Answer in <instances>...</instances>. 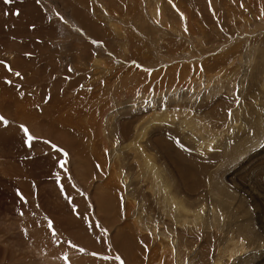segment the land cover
Here are the masks:
<instances>
[{
    "label": "rangeland",
    "instance_id": "374dc122",
    "mask_svg": "<svg viewBox=\"0 0 264 264\" xmlns=\"http://www.w3.org/2000/svg\"><path fill=\"white\" fill-rule=\"evenodd\" d=\"M74 1L0 0V28L7 31L0 33V115L8 121H0V264H178L176 255L169 258L181 243L188 247L179 253L182 264H264V0L229 6L223 0H162L159 11L165 4L193 12L189 33L195 37L165 30L163 43L136 32L137 21H153L152 9H142L140 0H87L86 17ZM217 6L227 14L224 24H216ZM198 7L209 8L201 11L215 22L201 21ZM105 14L117 17L128 31L124 38L107 26H99L101 33L92 27V19ZM140 90L150 92L131 101V111L161 113L143 134L149 153L141 146L139 154L153 157L172 194L197 215H189L199 221L190 232L164 217L135 154L127 148L119 153L117 145L131 142L128 135L118 129L106 136L112 146H103L98 117L104 106ZM128 111L110 114L107 132L121 128ZM198 123L209 132L193 131ZM21 125L36 137L31 147ZM136 204L151 216L142 232L135 229ZM130 228L137 263L112 248ZM155 228L163 230L156 232L160 237H172L175 252L168 258L160 249L163 239L150 234Z\"/></svg>",
    "mask_w": 264,
    "mask_h": 264
},
{
    "label": "bare ground",
    "instance_id": "6f19581e",
    "mask_svg": "<svg viewBox=\"0 0 264 264\" xmlns=\"http://www.w3.org/2000/svg\"><path fill=\"white\" fill-rule=\"evenodd\" d=\"M72 1V0H71ZM79 2H80V5H81V9L79 8V12H78V14H81L82 13V16L81 17H83V16H85V15H88V11L86 12V11H84L85 9H89V3H88V1L87 0H78ZM101 1V0H100ZM108 1V0H107ZM161 1L162 0H156V2L155 1H153L152 3H151V1H147V0H140V5H141V7H142V9L143 8H145L146 9V5L149 7V8H151L152 9V11L150 12V14H151V16H152V22H150L149 21V19L146 17H144L143 18V22H140V21H137L138 23H139V26H137L138 24H136L135 26L138 28V31L136 30V32H138L139 34H140V36H142L143 38H144V40L146 39L147 40V37L148 38H150L152 41H153V43L155 42V40L156 39H159V43L160 42H162L163 41V39L166 37V36H169L168 34H165V32L166 33H172V35H174V36H181V35H183V36H187V37H189V39L188 40H194L195 41V37L194 36H192L190 33H189V29H190V23H192V20H194L193 19V17H191V16H193V12L192 11H182V10H180L179 8H171V7H169L168 5H165V4H162V7H161V10L159 11L158 9V6H159V4L161 3ZM165 1V0H164ZM221 1V0H220ZM73 2H75L74 0H73ZM195 2H196V0H195ZM194 2V3H195ZM198 2V1H197ZM215 2H216V0H215ZM226 2H230L231 3V5H236V0H223L222 1V3H225V4H228V3H226ZM153 3H156V5H157V7L155 8V7H151V5L153 4ZM233 3V4H232ZM238 3H239V1H238ZM237 3V4H238ZM193 4V3H192ZM219 4H220V2H219ZM219 4H218V6H219ZM244 4V3H243ZM255 4V3H254ZM154 5V4H153ZM199 5V4H198ZM204 5V4H203ZM230 4H228L227 6H229ZM264 5V4H263ZM195 6H197V5H195ZM202 6V5H201ZM217 6V7H218ZM224 6H226V5H224ZM223 7V6H222ZM221 7V8H222ZM27 8V7H26ZM93 8V7H92ZM95 8V7H94ZM115 8V7H114ZM114 8H112V9H114ZM135 8H136V6H135ZM199 8V7H198ZM231 8H232V6H231ZM264 8V7H263ZM141 9V10H142ZM216 9V8H215ZM223 9V8H222ZM82 10L85 12V13H83L82 12ZM199 12L197 13V17L201 20V21H208V20H211L213 23L215 22V20H213V19H211L210 17H209V15H207L206 16V13L205 14H203V12L202 11H204V10H209V8H199ZM202 10V11H201ZM228 10V9H227ZM232 10H234V8H232ZM32 11V10H31ZM81 11V12H80ZM146 11V10H145ZM149 11V10H148ZM221 9L219 10V7H218V11H217V15H216V24L217 23H223V13L224 12H222L221 13ZM223 11H224V9H223ZM264 11V10H263ZM160 12V13H159ZM240 12V11H239ZM75 13H77V10L75 11ZM93 13V12H92ZM201 13V14H200ZM236 13V12H235ZM238 13V12H237ZM241 13H243V12H241ZM95 14V13H94ZM149 14V13H148ZM182 14H183V16H182ZM224 14H226V12L224 13ZM239 14V13H238ZM98 15V14H97ZM106 16L105 17H103L102 15H100V16H98V19H96V21H94L93 19H92V21L91 22H93V23H95L94 25L91 23V25H93L92 27L94 28L96 25H97V27H98V32L100 31V33H101V28L104 30V26H107L108 27V29L109 28H111V29H113L114 30V32L115 33H118V34H120V35H122V37H123V35L125 36L126 35V32H128L125 28H124V26L120 23V22H115L114 20H117V17L116 18H113V17H111V16H108L107 14H105ZM139 15H140V13H139ZM142 15V14H141ZM144 15V14H143ZM168 15V16H167ZM210 15H211V13H210ZM227 15V14H226ZM230 15V14H229ZM240 15H242V14H240ZM243 15H244V13H243ZM108 16V17H107ZM145 16V15H144ZM232 16V15H231ZM12 17V16H11ZM86 17V16H85ZM115 17V16H114ZM212 17V16H211ZM239 18H240V16H238ZM120 18V17H119ZM140 18V17H139ZM138 18V19H139ZM149 18H150V16H149ZM231 18V17H230ZM234 18V17H233ZM235 18H237V17H235ZM255 19H256V16L254 17ZM4 19H6V18H3V20ZM84 19H86V20H88L87 18H84ZM101 19L103 20V21H101ZM151 19V18H150ZM245 19V18H244ZM242 20H243V17H242ZM2 21V20H1ZM120 21V20H119ZM245 21H247V20H245ZM123 22H124V20H123ZM177 22L178 23H180L181 24V26H178L177 25ZM224 22H225V20H224ZM236 23H237V21H235ZM12 23V29H14L15 28V23L14 22H11ZM87 23H90L89 21H87ZM128 23V22H127ZM226 23V22H225ZM244 23V22H243ZM84 24V23H83ZM118 24H120V26L121 27H118ZM224 24V23H223ZM14 25V26H13ZM154 26V27H152V26ZM101 28H100V27ZM160 27V28H156V27ZM223 26H225V25H223ZM242 26V25H241ZM35 27V26H34ZM126 27V26H125ZM229 27V26H228ZM231 28V27H230ZM162 29H164V30H162ZM229 29V28H228ZM232 29V28H231ZM241 29V28H240ZM166 30V31H165ZM174 30V31H173ZM192 30V29H191ZM255 30V29H254ZM163 31H165V32H163ZM192 31H194V30H192ZM4 32H7V31H5V28H3V27H1L0 28V33L4 36ZM14 32V31H13ZM104 32V31H103ZM103 32H102V34H103ZM260 32V31H259ZM99 33V34H100ZM137 33V34H138ZM192 33V32H191ZM195 33V32H194ZM98 34V35H99ZM107 34V33H106ZM251 34H252V32L250 33V36H251ZM6 35V34H5ZM108 36V35H107ZM152 36V37H151ZM251 37H253V35L251 36ZM124 38V37H123ZM126 38V37H125ZM241 38V37H240ZM254 39V38H253ZM258 39V38H257ZM103 40V39H102ZM110 40V39H109ZM184 40V39H183ZM188 40H187V42L186 43H188ZM252 40V39H251ZM261 41H262V39H260ZM259 40V41H260ZM105 41V40H104ZM197 41V40H196ZM246 41H248V39L246 40ZM253 41V40H252ZM255 41V40H254ZM147 42V41H146ZM163 43V42H162ZM197 43V42H196ZM264 43V42H263ZM198 47H200V45H199V43H197L196 44ZM14 46V45H13ZM250 46V45H249ZM252 46V45H251ZM126 47V46H125ZM124 47V48H125ZM261 47V46H260ZM44 48V47H43ZM87 48V47H86ZM88 48H89V46H88ZM195 48V47H194ZM193 48V49H194ZM236 48V47H235ZM252 48V47H251ZM264 48V47H263ZM40 49V48H39ZM241 48H238V50L237 51H239ZM45 51V50H44ZM189 51V50H188ZM192 51V50H191ZM16 52V51H15ZM185 53V52H184ZM196 53V52H195ZM194 53V54H195ZM46 54V53H45ZM194 54H193V56H191L192 57V59H195L194 57ZM259 54H260V52H259ZM224 55V54H223ZM50 57V56H49ZM182 57V56H181ZM184 57H187L186 55H183V58ZM146 59H148V58H146ZM12 60V59H11ZM23 60V59H22ZM225 60V59H224ZM79 62V61H78ZM218 63H219V61H218ZM20 65V64H19ZM22 65V64H21ZM231 65V64H230ZM97 66V65H96ZM182 67V66H181ZM14 68V67H13ZM216 68H218V67H216ZM211 74V73H210ZM212 75V74H211ZM209 76V75H208ZM207 76V77H208ZM214 75H212V77H213ZM215 78V77H214ZM213 78V79H214ZM165 81V80H164ZM163 81V82H164ZM220 81V80H219ZM160 82H162V81H160ZM221 83H222V81H220ZM159 85H160V83H159ZM158 85V86H159ZM158 86H155L153 89H150V90H155V88L156 87H158ZM192 88V87H191ZM194 89V88H193ZM192 89V90H193ZM150 90L148 91V92H150ZM158 90H160V89H158ZM164 90V89H163ZM161 91V90H160ZM160 91H156V95H154V97L157 99H160L161 98V96H162V94H161V92ZM189 91V90H188ZM142 92H145L144 90H140L137 94H133V93H130V92H128L127 94H123V95H121V96H117V97H115L114 98V100L111 102V104H107V105H105L104 106V114L103 115H99V120H98V122H99V132H100V136H102V137H105V142H103V146L106 148L105 150H107V149H109V147H111L112 146V141L110 142L109 141V139L107 138V137H109L110 136V134L111 133H113V132H116L118 129H119V131L120 130H122V132H123V134L125 135V137H126V135H128L130 138V140H131V142L129 143V145L128 144H124L123 143V145L124 146H122L121 144H119V145H117V148H120L121 149V151H119V153H124V151L123 150H125L126 151V148L129 150H127L126 152H132L133 154H135V156H133V159H135L137 162L136 163H138V165H139V167L140 168H142L144 171H145V174H146V176H148V178H147V180H146V187H147V191H149L150 192V194H151V198L153 197V195H155L156 196V198H157V200H158V206L160 207V209H161V212L163 213V215H164V217H167L168 218V216L172 219V220H175L176 222H175V224H177L176 226L181 230V228H183L186 232H190L191 231V228H190V226L192 225L193 226V224L195 223V224H197L199 221H192L191 220V218H190V216L189 215H192V214H194V215H196L195 213H193L192 211H191V209H189V207H188V203H184L183 204V200H181V199H179V198H177L176 197V195L175 194H172V192L170 191V189H169V187H168V184H167V182H166V178L165 179H163V177L162 176H164V175H162L161 173H160V171H159V169H158V167H156L155 166V163H154V160H152L153 159V157H151V155L150 154H147V155H145V156H142L141 155V153L139 154V150H140V147L142 148V149H145L147 152L148 151H150V150H147L146 148V144L145 143H143V145H142V140H144L145 138H143L144 136H143V134H144V131H145V129H147L148 127H152L153 126V124H155V122H157L158 120H160V119H154V118H152L153 116H158L160 113H161V111L159 112H156V113H154V115H152L153 113H150V114H148V115H146L147 114V112L145 113L144 111L142 112V110H140L139 109V111L141 112L140 113V115H138V113H136L138 116H134V115H136L135 114V112H132L131 111V104H130V102L131 101H133V100H136V99H141L142 98V96H144L145 94H147L148 92H146V93H144L143 95H138L139 93H142ZM190 92V91H189ZM192 92V91H191ZM190 92V93H191ZM160 94V96H159V94ZM190 93H188V94H190ZM158 94V95H157ZM192 95H194L193 94V92H192ZM196 95V94H195ZM166 97H168V96H166ZM195 98H196V96H195ZM27 101V100H26ZM166 101V100H165ZM168 101V100H167ZM21 102H22V100H21ZM153 103H158L159 101H156V100H154V101H152ZM168 102H171V101H168ZM137 103H138V100H137ZM166 103V102H165ZM134 104H136V102L134 103ZM139 104V103H138ZM52 105V104H51ZM50 105V106H51ZM53 105H55V104H53ZM140 105V104H139ZM146 105H148V104H146ZM149 105H150V103H149ZM176 106H174V108H175ZM191 107V106H190ZM156 108V107H155ZM160 108H161V106H160ZM162 108H164V107H162ZM125 109H128V110H130V112L128 111V117H129V119L126 121V122H124V123H122V125H121V128H119V124L118 125H114V126H112L113 128H112V130L110 131V132H107V128H108V125L109 124H107L106 125V123H105V120L107 119V117L108 116H110V114H116V113H122V112H125ZM149 109V108H148ZM190 109V108H189ZM147 110V109H146ZM150 110V109H149ZM166 110V109H165ZM191 110V109H190ZM22 111H24L23 109H22ZM65 111V110H64ZM154 111H157L156 109H154ZM167 111V110H166ZM192 111H194V110H192ZM149 112H151V111H149ZM169 112H170V110H169ZM175 112V111H174ZM185 112V111H184ZM234 112V111H233ZM19 114V113H18ZM45 114V113H44ZM168 114H171V112L170 113H168ZM172 114H174L173 112H172ZM235 114V113H234ZM240 114V113H239ZM117 115V114H116ZM152 115V116H151ZM216 115V118L218 117V115H217V113L215 114ZM20 116V115H19ZM44 116V115H43ZM84 117V116H83ZM194 117V116H193ZM119 118H121V117H119ZM123 118H124V116H123ZM152 118V119H151ZM207 118V117H206ZM19 119V118H18ZM189 119H191V118H189ZM191 120H193V119H191ZM196 120V119H195ZM59 121V120H58ZM118 121V120H117ZM166 121V120H165ZM197 121V120H196ZM198 121H199V118H198ZM197 121V122H198ZM234 121V120H233ZM67 123H69V122H67ZM169 123L170 124H175V122H173L172 120H169ZM200 123H203L202 122V120L200 121ZM231 123V122H230ZM31 124H33V123H31ZM187 124L189 125V124H192L191 122L189 123V121L187 120ZM206 124V123H205ZM53 125V124H52ZM63 125V124H62ZM142 125H148V126H142ZM212 125H213V122H212ZM211 125V126H212ZM32 126H34V125H32ZM40 126V125H39ZM39 126H38V128H39ZM54 126H55V124H54ZM64 126H66V125H64ZM124 126H126V127H124ZM31 127V126H30ZM60 127V126H59ZM63 127V126H62ZM7 128V127H6ZM40 128H43V127H40ZM52 128V127H51ZM63 128H65V127H63ZM62 128V129H63ZM192 128V130L193 131H196V132H205V131H207V132H209V129L207 128V127H205V126H203L202 124L201 125H199V123L197 124V126H196V128H194V126H192L191 127ZM191 128H189V129H191ZM194 128V129H193ZM211 128V127H210ZM228 128V127H227ZM92 129V128H91ZM10 130V129H9ZM33 130V129H32ZM39 131L41 130V129H38ZM44 130V131H43ZM109 130V129H108ZM132 130V131H131ZM42 131L43 132H47V130H46V128H43L42 129ZM41 131V132H42ZM211 131V130H210ZM33 132H34V130H33ZM66 132V131H65ZM126 132H128V134H126ZM51 133V132H50ZM56 133V132H55ZM106 133H107V135H106ZM120 133V132H119ZM35 134V133H34ZM52 134V133H51ZM63 134H67V133H63ZM132 134H133V136H134V138L136 139H134L133 137H132ZM38 136H40L41 135V133L39 132V134H37ZM60 135V134H59ZM116 135V134H115ZM137 135V137H135ZM169 134H167V136H168ZM48 136H50L49 134H48ZM55 136H57V135H55ZM107 136V137H106ZM164 136V135H163ZM166 136V137H167ZM102 137H101V139H102ZM146 137V136H145ZM169 137V136H168ZM167 137V138H168ZM52 139H53V137H51ZM162 138V137H161ZM58 139L59 138H57V141H58ZM104 139V138H103ZM108 139V140H107ZM162 139H164V138H162ZM55 140H56V138H55ZM63 140V139H62ZM62 140H59L60 142H62ZM135 140V142H133ZM161 140V139H160ZM165 140V139H164ZM165 142V146L168 148V146H169V148L171 147V145H170V143H168V142H166V140L164 141ZM13 143V142H12ZM11 143V144H12ZM64 145H67V143L64 141V142H62ZM114 144V143H113ZM117 143H115V145H116ZM66 147V146H65ZM134 147V148H133ZM115 148V147H114ZM234 149V148H233ZM140 151H142V150H140ZM144 152V151H143ZM149 153V152H148ZM145 154H146V152H145ZM179 154V153H178ZM241 155H243V154H241ZM117 156V155H116ZM146 156H148L147 158H144V157H146ZM124 156H122V158H123ZM116 158V157H115ZM126 158H127V155H126ZM125 158V159H126ZM181 158V157H180ZM180 158H178V159H180ZM117 159V158H116ZM146 159V160H145ZM118 160V159H117ZM124 161V160H123ZM134 161V160H133ZM174 161V160H173ZM150 162V163H149ZM176 162L174 161V164H175ZM147 164H150L151 165V169H150V166L149 165H147ZM189 165V164H188ZM190 165L192 166V164L190 163ZM154 167V168H153ZM118 168V167H117ZM190 168V167H189ZM194 168H195V166H194ZM191 169H192V167H191ZM126 178V177H125ZM126 180V179H125ZM122 183V182H121ZM145 183V182H144ZM171 184V183H170ZM149 194V193H148ZM188 201V200H187ZM140 203V201L137 203V204H139ZM136 204V208H137V212H136V215H135V217H134V220H135V229H137L138 231H143L144 229H143V227L145 228V226L146 225H148L147 223H148V221H149V218L151 217V216H147V217H145V213H144V208H143V206H138ZM110 207V206H109ZM104 209V208H103ZM199 214V213H198ZM168 215V216H167ZM177 216H180V217H177ZM197 216V215H196ZM195 217V216H194ZM168 220V219H167ZM169 222V221H168ZM174 222V221H173ZM194 222V223H193ZM164 223V222H163ZM171 225V224H170ZM201 226V225H200ZM155 227V226H154ZM167 227V226H166ZM146 228H148V226H146ZM168 228V227H167ZM167 228H164V229H166L167 230ZM172 228V227H171ZM170 229V228H169ZM168 229V230H169ZM182 229V230H183ZM148 229H146V231H147ZM152 230V229H151ZM175 230V229H174ZM131 228H130V230H128V232H127V234H125V233H123L122 231L120 232V234H118L117 236H116V239L114 240V243H113V246H112V248L114 249V250H118V252H121V253H119V254H123V255H125L126 257L125 258H127L129 261H133V262H139V259H137L138 258V256L137 255H135V247H136V249H137V244L135 243V238H133L134 236H132L131 235ZM134 231V230H133ZM136 231V230H135ZM149 232H150V230H148ZM158 231V230H157ZM156 231V228H155V230L153 231V233H151L150 232V234H152L151 236L152 237H154L155 239L158 237V233L160 232V231H158V233H156L157 232ZM163 231V230H162ZM162 231L160 232V233H162ZM172 231V230H171ZM172 232H174V231H172ZM135 233V232H134ZM166 232H164L163 234H165ZM178 234V233H177ZM176 234V235H177ZM243 234V233H242ZM166 235V234H165ZM175 234H174V236H176ZM164 236V235H163ZM163 236H161L160 237V235H159V238H160V240L161 239H163L162 240V242H161V247H160V249H162L163 251H164V253L166 254V258H168V257H170V253H171V251L172 252H175V251H173V250H175V248H174V246H172V245H175V244H172L171 242H170V240H168V238H169V236H167V238H164ZM171 236H173V234L171 235ZM170 236V237H171ZM173 236V237H174ZM166 237V236H165ZM153 238V239H154ZM172 238V237H171ZM171 238H169V239H171ZM175 238H177V237H175ZM243 239V238H242ZM172 240V239H171ZM176 240H178L177 241V243L178 242H181L182 241V236H180V234H178V238L176 239ZM152 241H154V240H152ZM157 241V240H156ZM184 241V240H183ZM182 241V242H183ZM95 242V241H94ZM173 242L175 243L176 241H174L173 240ZM157 243V242H156ZM177 243H176V245H177ZM185 243V242H184ZM178 244H180V243H178ZM188 245V244H187ZM155 246V245H154ZM178 246V245H177ZM182 243H181V245H179L178 246V253L177 252H175V254H172V258H169V259H173V256H175L174 258H177L178 259V264H182V262H181V260H180V254H182L183 252H184V250H185V248H188V247H186V246H184V248L182 249ZM113 250V251H114ZM231 250V249H230ZM136 252H137V250H136ZM182 252V253H181ZM187 252V251H186ZM180 253V254H179ZM230 253H231V251H230ZM224 257V256H223ZM232 256H230L229 258H231ZM151 260V259H150ZM149 260V261H150ZM164 260V259H163ZM184 260V259H183ZM221 260V259H220ZM220 260H216L217 262L216 263H219L220 262ZM147 261H148V259H147ZM165 261V260H164ZM151 262H153V260H151ZM154 263V262H153ZM161 263H162V261H161ZM189 263V262H188ZM215 263V262H214ZM156 264H157V262H156Z\"/></svg>",
    "mask_w": 264,
    "mask_h": 264
},
{
    "label": "snow or ice",
    "instance_id": "6c2138e0",
    "mask_svg": "<svg viewBox=\"0 0 264 264\" xmlns=\"http://www.w3.org/2000/svg\"><path fill=\"white\" fill-rule=\"evenodd\" d=\"M7 2L11 3L12 0H7ZM170 2H171V0H170ZM16 14L19 15V13H16ZM16 75H19V73H16ZM9 83H11V82L9 81ZM0 121H2L4 124H7V123H8V121H7V120L5 119V117L2 116V115H0ZM21 127H22L23 131L25 132V134L27 135V143H28L29 147H31V145H32V141H33L34 139H36V137L29 133V129H28L26 126L21 125ZM53 147L55 148L56 146L53 145ZM59 150L62 151V149H59ZM64 155L67 156L68 153H67V152H64ZM66 163H67L66 161L61 162L60 167H61V168H65ZM49 227H50V228L52 227V223H51V221L49 222ZM72 246H73V247H76V245H74V244H73ZM79 251L83 252L84 249L81 248V249H79ZM92 255L95 256V255H97V254L94 252V253H92ZM65 259H67V257H65ZM104 259H108V257L105 256ZM117 259H119V257H117ZM121 264H124V261H123V260H121Z\"/></svg>",
    "mask_w": 264,
    "mask_h": 264
}]
</instances>
